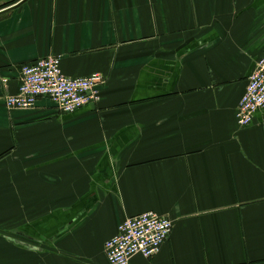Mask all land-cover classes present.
<instances>
[{"label": "crops", "instance_id": "obj_1", "mask_svg": "<svg viewBox=\"0 0 264 264\" xmlns=\"http://www.w3.org/2000/svg\"><path fill=\"white\" fill-rule=\"evenodd\" d=\"M0 264H107L126 218L172 231L129 264H264V109L235 111L264 0H0ZM101 74L96 107H5L21 67ZM26 245L33 251L18 245Z\"/></svg>", "mask_w": 264, "mask_h": 264}, {"label": "built area", "instance_id": "obj_2", "mask_svg": "<svg viewBox=\"0 0 264 264\" xmlns=\"http://www.w3.org/2000/svg\"><path fill=\"white\" fill-rule=\"evenodd\" d=\"M60 63L61 57L54 56L22 66L18 90L6 98L5 107L10 111H26L40 99H46L60 114L69 115L86 106H98L105 77L96 73L69 78L62 73ZM263 109L264 50L253 66L235 111L238 127H248L254 115ZM172 227L167 217L150 211L124 219L104 245L107 264H129L135 256L153 258L168 239Z\"/></svg>", "mask_w": 264, "mask_h": 264}, {"label": "water", "instance_id": "obj_3", "mask_svg": "<svg viewBox=\"0 0 264 264\" xmlns=\"http://www.w3.org/2000/svg\"><path fill=\"white\" fill-rule=\"evenodd\" d=\"M6 4H8V3H6ZM6 4H4V5H6ZM4 5H0V8H1L2 6H4ZM17 244H18V245H21V246L24 247V248H27V249L33 250V251L38 250V249L33 248V247H28V246H26V245H22L21 243H17Z\"/></svg>", "mask_w": 264, "mask_h": 264}, {"label": "trees", "instance_id": "obj_4", "mask_svg": "<svg viewBox=\"0 0 264 264\" xmlns=\"http://www.w3.org/2000/svg\"><path fill=\"white\" fill-rule=\"evenodd\" d=\"M10 4H12V3H8V4L4 5L3 7L8 6V5H10ZM1 8H2V7H1ZM1 8H0V9H1Z\"/></svg>", "mask_w": 264, "mask_h": 264}]
</instances>
